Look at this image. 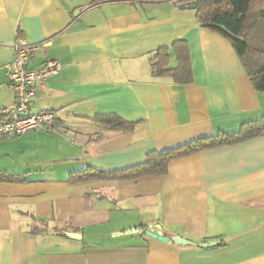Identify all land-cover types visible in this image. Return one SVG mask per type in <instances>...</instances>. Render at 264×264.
Wrapping results in <instances>:
<instances>
[{"label":"crops","instance_id":"1","mask_svg":"<svg viewBox=\"0 0 264 264\" xmlns=\"http://www.w3.org/2000/svg\"><path fill=\"white\" fill-rule=\"evenodd\" d=\"M179 3L0 0V107L14 100L5 65L17 38L49 40L34 52L35 66L61 63L30 103L32 112L54 113L52 129L0 137V264H264V134L172 160L165 175L69 180L234 133L264 114V93L228 36L201 27ZM180 39L192 81L154 77L153 53ZM102 115L136 125L126 132L98 122ZM151 225L217 243H163L144 234Z\"/></svg>","mask_w":264,"mask_h":264},{"label":"trees","instance_id":"2","mask_svg":"<svg viewBox=\"0 0 264 264\" xmlns=\"http://www.w3.org/2000/svg\"><path fill=\"white\" fill-rule=\"evenodd\" d=\"M179 1L196 2V19L199 25L220 30L228 36L252 86L257 92L264 93V0ZM170 53L174 55L176 62L173 67L169 66ZM150 66L154 77H168L177 84H187L192 81L189 48L184 39L175 41L170 47L157 49L151 57ZM96 120L126 132L132 131L136 125L135 122H125L115 115H102ZM262 134H264V114L258 119L242 123L234 133H219L211 137L199 138L164 152L150 151L143 162L121 170L104 172L88 168L71 173L69 180H132L148 175H165L172 160L208 149L236 144ZM60 231L64 232L63 229Z\"/></svg>","mask_w":264,"mask_h":264},{"label":"built area","instance_id":"3","mask_svg":"<svg viewBox=\"0 0 264 264\" xmlns=\"http://www.w3.org/2000/svg\"><path fill=\"white\" fill-rule=\"evenodd\" d=\"M49 44V40L29 43L17 38L13 44V59L5 65L7 85L14 93L8 106L0 107V137H13L28 131H50L55 115L50 110L32 112L30 103L38 89L44 88L46 79L58 73L61 63L46 59L35 66L34 52Z\"/></svg>","mask_w":264,"mask_h":264},{"label":"water","instance_id":"4","mask_svg":"<svg viewBox=\"0 0 264 264\" xmlns=\"http://www.w3.org/2000/svg\"><path fill=\"white\" fill-rule=\"evenodd\" d=\"M177 7L180 9H194L195 10L197 8V4L194 1L193 2H182V3H179ZM137 231L138 229H131V230H128L126 233L137 232ZM144 234L148 237H151L163 243H167L170 240L178 245H184V246L198 245L200 247H210L217 243V242H208V243H198L197 244V243H194L190 240H187L177 235L168 237L162 233L160 225L147 226L146 230L144 231ZM66 235L73 239H80V234L75 233V232H66Z\"/></svg>","mask_w":264,"mask_h":264}]
</instances>
